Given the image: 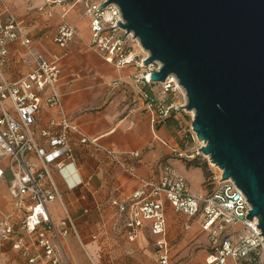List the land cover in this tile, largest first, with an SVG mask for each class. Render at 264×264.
<instances>
[{"label": "crops", "instance_id": "obj_1", "mask_svg": "<svg viewBox=\"0 0 264 264\" xmlns=\"http://www.w3.org/2000/svg\"><path fill=\"white\" fill-rule=\"evenodd\" d=\"M3 3L17 18L26 21L25 33L32 38L33 46L47 57L52 54L62 56L58 88L64 113L83 134L95 137L102 145L113 149L124 164L116 162L93 144L81 143L79 133L73 132V157L66 161L70 164L61 171L54 163L48 166L62 193L60 198L51 202L50 210L55 218H62L68 209L76 226V231L68 235L66 245L72 263L159 264L156 240L162 234L153 233L151 220L145 218L137 238L130 241L125 226L129 210L121 213L111 201L113 198L128 199L144 180H159L165 164H171L179 175L185 177L194 194L205 195L212 190L208 187L210 182L206 183L204 167L178 157V151L186 150L180 145L181 133L176 134L174 127L181 124L185 120L184 113L189 112H184L182 107L172 111L174 117L170 123L156 118L155 109L143 97L142 90L153 89L158 93L157 83L146 85L140 82L138 68L133 65L118 67L91 48L90 16L86 12L85 0H64L55 4L52 10L46 7L44 11L39 7L46 0H0V7ZM63 14L78 30L65 48L53 39ZM8 49L3 73L12 80L32 69L34 56L21 37L10 41ZM60 118L59 108L43 104L34 125L39 145L49 148L48 139L40 132L52 127V119ZM28 155L36 168H42L43 162L36 153ZM8 163V157L0 159V168L5 172L0 179V208L5 211L13 208L10 193L13 176ZM15 212L14 224L17 225L21 210ZM165 213L164 237L171 244L172 260L176 252H182L181 261L208 264L206 257L210 248L205 254L198 253L196 258L187 249L189 239L197 232L193 225L197 223L202 229L201 221L195 218L188 230L183 229L177 223L183 213L176 211L168 200H165ZM2 264H27V258L8 241L3 249Z\"/></svg>", "mask_w": 264, "mask_h": 264}, {"label": "built area", "instance_id": "obj_2", "mask_svg": "<svg viewBox=\"0 0 264 264\" xmlns=\"http://www.w3.org/2000/svg\"><path fill=\"white\" fill-rule=\"evenodd\" d=\"M63 1L46 0L39 10L44 11L46 7L52 10L55 4ZM105 1L85 0L86 12L90 16L91 48L118 67L133 65L138 68L137 78L140 82L146 85L157 83L150 78V73L160 69L161 62L154 60L144 64L150 52L133 32H127L126 28L117 25L118 20L125 22L120 6L111 2L100 7ZM26 28V21L17 18L3 3L0 7V159L9 158L8 166L13 176L10 183L13 208L9 211L0 208V264L8 241H11L13 248L22 251L27 264H72L66 245L68 235L76 231V226L68 209L62 218H55L50 210L51 202L60 198L62 193L52 179L48 166L54 163L61 171L70 164L66 161L73 157V132L79 133L81 143L93 144L116 162H123L113 149L102 145L97 138L83 134L64 113L58 88L62 56L52 54L47 57L33 46L32 38L25 33ZM77 31L76 26L63 14L53 39L65 48ZM19 37L32 52L34 65L28 73L9 80L3 73L9 53L8 43ZM159 83L162 88L157 95L153 89H143L142 95L155 109L156 118L165 120L174 109L179 108L175 102H165L167 95L183 87L174 74ZM161 93L164 95L161 96ZM43 104L59 108L61 112L59 120L50 121L51 128L40 132L48 139V149L39 145L34 130ZM187 111L194 113L193 110ZM191 131H194L193 128ZM31 152L36 153L43 162L42 168H36L29 158ZM134 154L138 155V152ZM178 154L192 156L183 151H178ZM130 169L133 170L132 167ZM163 169L164 174L159 180H144L128 199L113 198L111 201L121 213L129 210L125 226L130 241L137 238L144 219H150L152 232L162 234L156 240L159 263L172 264L171 244L164 237L165 200H168L176 211L187 215L186 229L190 228L195 218L201 221L210 241L211 251L206 257L208 264H264V235L257 226L259 219L257 216L251 220L246 217L252 205L232 178L223 179L221 169L219 175L213 176L211 184L215 187L212 186V190L205 195H196L185 177L179 175L171 164H165ZM4 173V169L0 168V179ZM15 210H21L17 225L14 224L17 216ZM237 223H241L242 228L231 232ZM181 264L188 263L183 261Z\"/></svg>", "mask_w": 264, "mask_h": 264}, {"label": "water", "instance_id": "obj_3", "mask_svg": "<svg viewBox=\"0 0 264 264\" xmlns=\"http://www.w3.org/2000/svg\"><path fill=\"white\" fill-rule=\"evenodd\" d=\"M161 67L174 74L193 110L199 150L232 178L252 205L264 235V0H107ZM126 32V33H127ZM125 33V34H126ZM124 34V35H125Z\"/></svg>", "mask_w": 264, "mask_h": 264}, {"label": "rangeland", "instance_id": "obj_4", "mask_svg": "<svg viewBox=\"0 0 264 264\" xmlns=\"http://www.w3.org/2000/svg\"><path fill=\"white\" fill-rule=\"evenodd\" d=\"M93 1H98V0H93ZM157 85L159 86V89L161 90V88H162L161 83L157 82ZM160 95L162 96L164 94L161 93ZM168 96H169L170 100H172L176 104H179L180 106H183L187 102L186 93H185L184 89H182V88H180L175 93H173V92L169 93ZM183 110H184V112H189V114L191 116H189L187 113H184L185 120L182 122L181 125L175 126L174 131L176 134H178L179 132L181 133V138L179 135V141L181 140L180 145L182 146L183 149L186 150L185 151L186 154L192 155L193 157L192 156L191 157L178 156V157L179 158L183 157L182 159H185L187 161H188V159H190L191 161H189V162H193V163L197 162L199 164L204 165L203 167L205 169V172L208 173L206 183L210 182V184H208V187L210 188L213 186V184H211V182L213 181V176L219 175V173L221 172V168L219 166H217L214 162H212L209 155L204 154L203 152H201L199 150V148L202 145H204V141L199 140L196 133L194 131L193 132L191 131L194 113L192 111H187L185 108ZM213 187H215V185ZM182 215H183L182 217H179L177 219V223L180 224L183 229L188 230L189 228H187V229L185 228L186 221L188 222V217L186 214L184 215V213ZM185 216L187 217L186 221H184ZM194 226L197 227V232H195L194 235L189 239L187 249H189V253H193L194 258H196V255L198 253L203 252V254H205L206 249L210 248V245H209L210 241H209V237L207 236L208 233L206 231L203 232L201 227H199V225L197 223H194L193 227ZM241 228H242L241 223L234 224L233 228L231 229V232H234L235 230H240ZM158 252H159V250H158ZM176 253L177 254H176L175 258L172 260V264H181L183 261H181L180 258H182L184 256V254H182V252H176Z\"/></svg>", "mask_w": 264, "mask_h": 264}, {"label": "trees", "instance_id": "obj_5", "mask_svg": "<svg viewBox=\"0 0 264 264\" xmlns=\"http://www.w3.org/2000/svg\"><path fill=\"white\" fill-rule=\"evenodd\" d=\"M154 84H155V83H154ZM153 93H154V92H153ZM170 93H171V92H170ZM154 94L157 95V93H154ZM168 95H169V94H168ZM168 95H167V98H166V101H165L167 104L173 102L172 100L169 99V96H168ZM173 111L176 112V111H178V109H174ZM173 114H174V113H171V115H170L169 117L165 118L164 121H167L168 123H170V121H172V118L174 117ZM188 115L191 116L190 114H188ZM175 123H176V122H175ZM181 124H182V123H181ZM181 124H178V125L175 124V125H176V126H179V125H181ZM189 163H190V164H193V165H196V166H202V167L204 166V165L199 164V163H197V162H194V163H193V162H189ZM206 176H208V173H207V172H206Z\"/></svg>", "mask_w": 264, "mask_h": 264}]
</instances>
